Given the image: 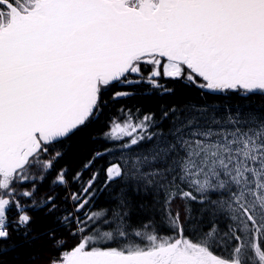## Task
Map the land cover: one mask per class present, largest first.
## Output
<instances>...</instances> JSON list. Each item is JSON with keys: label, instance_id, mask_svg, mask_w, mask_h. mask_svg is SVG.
<instances>
[{"label": "snow or ice", "instance_id": "1", "mask_svg": "<svg viewBox=\"0 0 264 264\" xmlns=\"http://www.w3.org/2000/svg\"><path fill=\"white\" fill-rule=\"evenodd\" d=\"M0 264H264V0H0Z\"/></svg>", "mask_w": 264, "mask_h": 264}]
</instances>
